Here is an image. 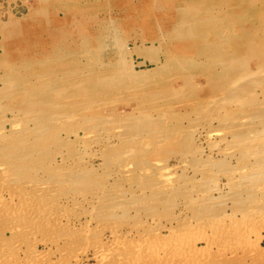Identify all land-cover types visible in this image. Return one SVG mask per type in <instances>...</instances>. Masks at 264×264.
Instances as JSON below:
<instances>
[{"label": "rangeland", "instance_id": "obj_1", "mask_svg": "<svg viewBox=\"0 0 264 264\" xmlns=\"http://www.w3.org/2000/svg\"><path fill=\"white\" fill-rule=\"evenodd\" d=\"M168 1L171 2V0H168ZM153 3H154L153 0H0V132L2 131L1 128L3 129V132H1L0 135H3V136L5 135L4 138H2L3 140L5 138L9 139V140L7 139V141L5 142L6 139L3 141L0 138L2 140V141H0V143L2 142V144H0L1 145L0 148L5 147V149L8 150V148H9V150H11L8 152L5 149H1L2 151L0 150L1 151V154H0V157H1L0 158V165H1L0 166L1 167L0 168V180H1L0 181V189L6 190V188H8L10 185L13 188V186L15 184H18V185H15L13 188V191L15 193H17V195H19V194L21 195V193L23 194L24 191H25V193H28L26 190L29 189L28 191H30V193H29L30 196L28 194L25 195V196H27V198L25 200L26 201L28 200L27 203H29L31 201V203H33V204H36L37 202L39 204V203L43 202V197H41V195L45 194L47 192L48 193H57V194L62 192L65 195H71V194L73 195L72 191L78 192V190L82 191V189H85V190L89 189L86 186H89L90 188L92 187L91 188L92 190H94V189H97V190L105 189L104 191H109V192L111 190H113L112 193L114 192L116 194H119V191H121L122 193L127 192L126 194H123L122 196L126 195L125 197L129 198L128 202H131L132 201L131 199H133V201H134V199H136V198H134L135 197L134 193H138L139 190H140L139 192H141V189H139V188L146 186L147 183L148 184L152 183V180H154V182L151 185H153V184L159 185L161 182V184L169 186V188L170 187L173 188V189L172 188L168 189V191H167L168 187L166 189H162V194L159 193L160 192L159 191L158 195L160 197L157 194H156V196H155V194H153V195L151 194V197L153 196L151 198L152 200H156V198H158V197H159L158 200H160V201L156 200L157 203L153 201V203H156V205H157V206L156 205L154 206L155 208H152L153 204L150 206V204L152 203V200L147 199V197L149 198L150 194H149V196L144 195L145 196L144 199L148 200L149 208L142 206L143 204L145 205L144 201H147V200L140 199L141 203H138V202H140V200H139V198H137L138 202H137V200H135V202H136L135 205L138 203L137 204L138 208L132 209L133 211L132 210L129 211L128 214L122 212L126 216H124L123 214H122L123 216L120 215V212H119L120 217H118L119 215L116 217L114 216L115 218L118 217L119 219L118 218L114 219V217H111L112 220H111V218L108 219L110 221L106 220V223H108V224L113 223L112 225H114L116 223L115 225H119V228H116V230H115L116 233L114 232L115 234H113L108 227L107 228L109 229V231L111 233L108 231L107 228L102 227V223L100 222L99 219L97 221V219H95L94 217L90 218V215L86 214L87 213L86 210L87 211L89 209L91 210L92 209L91 207H93L89 203H88V206H86L87 202L86 203L83 202L82 205H79V206L75 205V206H77L75 208L74 206L70 207V205L68 203L66 204L65 201H61L59 203V207H60V209H62V210H60L61 214H65V218H69L70 221L69 220L68 221L72 224L71 226L73 228L77 227V228L73 229L75 237L73 236L74 238L71 239L70 243L67 245H64V246L61 244V247L59 249V247L55 246L53 243H51V241H48V239L50 240L52 238V236H55L53 234V232H51V230H49V231H50V233H52V236L50 235V233L47 229L43 230L42 232L38 231V232L34 233L31 237H29L30 240H33L34 245L32 248H34L33 250H35V255L37 254L36 259H35V257L30 258L29 256H27L29 254H27L28 249L26 248L27 245L25 243L24 245H26V246L19 244L20 248H18V246L16 247L17 250H15L16 253L14 251V254H15L14 256L15 257L17 256V257H16V259H13L14 262H12L10 260L7 262V260H6V262L3 261L4 263L0 262V264H15L16 262H17L16 264H18V263L19 264H25V263L26 264L27 263L28 264H38V262H39V264H51V263L52 264H54V263L59 264L60 259H58V257H60V255H62L64 253H66L67 256L63 255L65 257H61L62 259H68L69 255H72V257H75V259H72V260H74V261H72V264H130V263L132 264L133 261L130 260V259H132L130 253L133 250L137 249L136 248L137 246H135L136 245L135 241H137V239H138L137 237H141L137 234H139V232H140V235H141V233H142V230L140 228H138L137 224L140 223V225H141V223H143V224L148 225V224H151L153 221H155V222L157 221V222L161 223L160 225H162L159 235L158 236H151L150 234H148L150 236L142 235V239H144L147 242L151 241L150 243H152V241H153V243H155V242L160 243L159 245H161L162 247H167L169 245L167 248H171V247L174 248L176 246L175 243H177V244L179 243L178 244L179 246H176L177 250L180 247L179 252L176 250V253L174 254L176 258L173 256V260H172V261H174V264L175 263L176 264H182V263L183 264H264V195H263L264 194V187H263L264 182L259 185L262 187H258L259 183L258 184L256 183L257 187L255 188L254 187L255 182L252 181V183L254 185L251 184V186L249 188V189H251V188L256 189L257 191L256 190L255 191L258 194H259L258 189L263 188V191L262 190L260 191V193L262 192L261 193L262 195L260 194L261 196L259 197V199H258V194L255 191H254L255 192L254 195H257V196H254V195L252 196V194L254 193L253 189H251V191L249 189H247V190H245V188L243 189V187H245V186H242L240 183L237 182V180H236V183L232 184V185H235L238 187L231 189V187H234V186H231V185L228 186L227 185V178L229 176H233L235 174L234 177H236L235 179H237V177L240 175V172L243 171L242 168H245V166H247L244 164L245 163L249 164L248 160L244 156L251 154V152L260 148V143L258 142V140H255L254 137H251L252 139L250 138L249 139L250 141L241 143L240 146H238L239 149L236 147H233V148H231V150H229L228 147L230 145V141L232 142L233 140L230 136L231 131L229 130L230 131L229 132L227 129L221 128V127H223V125L218 121V117H219L221 111H219V113H218V111H215L216 115H213V118H212V114H215L214 110L213 111L211 110L213 113L211 112V114H210L209 113L210 110H208V109H212L213 106H211V105L209 106V104L208 105H206V104L201 105L200 104L203 102L201 100H208L209 101V99H211L212 96H216L218 98L221 95V93H216L215 95L211 94V92H213V91L211 90L210 87H209V89L206 88L208 85L206 83H204L205 80H204L203 74L201 72H195V71L191 72V73L195 72V74H196V76L194 75L195 77L192 79L193 83H195V84H193V86L197 84V86L201 87V88L195 87L197 90L194 89L195 90L194 91L192 89L194 87L188 85L187 80H186L187 76H185V75H187L188 72L176 70L174 64L169 65L167 71H157V70L155 71V69H156L155 65H153L154 63L151 62L149 59H152V60L163 59V61H164V58H168L174 54L176 55V53L179 55V54L188 53V52L192 51L194 44L192 42H189L188 40H185V39H173V40H168V41L163 40L160 50L153 53L152 55L147 56V54L144 52V48L150 46V44H149L150 40H153L154 38H156V37L158 38L160 36V31H163L166 28L165 25L168 24L171 20V13L170 12H168L166 10H157V9L155 10ZM152 14L154 15V17ZM109 17L114 18L115 21L118 23L120 30H121L120 31V37H121V39H123L124 41H126L128 43L130 52L125 55L126 59L130 62V64L132 65V67L136 71L140 72L141 70H145V71L149 70L151 72L149 80L146 82V84L141 89L139 88V89L134 90V91H123V90L121 91L120 90V91H118V93L117 92L116 93L105 92L103 94H101V93L95 94L93 89H89V91L87 93L81 92L82 95L84 94L82 96L80 94V91H79L80 82H78V81H80L82 79L81 77L93 78V77L98 76V75L102 76L109 69V67H107L105 65L102 67V65H100V63L101 62L107 63L109 61L111 63H113L114 60H116L119 56L117 53V49L114 48V49L110 50L107 47L102 52H96V48L93 45H90L86 49L88 51V53L90 54V57H88L87 59H85L84 57H82L80 55L82 50L79 49V54L74 55V57H73V55H71V53H67L65 55V57L60 61L59 60L58 61L50 60L48 58L47 54L53 48L52 47L53 45L54 46L56 45V47H58L61 50L63 48L64 49L66 48L65 47L66 44L71 45L70 47H72V48L78 47V46H75L73 43L75 41H76L75 43H80L81 39L84 35H86V34L90 35L92 33V30L96 29V24L94 22L95 20L103 19V18H109ZM155 17H157V18H155ZM11 21H12V23H11ZM66 34H68L70 37L68 38L67 41H63L62 37ZM134 41H136L137 46H134V43H133ZM140 41L145 42V44H146L145 47L144 46L140 47V44H139ZM188 48H189V50H188ZM134 50H136V51H134ZM38 60H41V61L39 63H37ZM95 70H97V71H95ZM81 72H83V73L81 74ZM37 73L38 74L40 73L42 78H38L36 76ZM72 74H74V76ZM96 74H98V75H96ZM7 75L11 76V80L14 84L11 81H10V83L8 81L9 84L7 83V80H6ZM47 75H49V77ZM197 75H199V76H197ZM8 76H7V79L9 78ZM70 76H72V77H70ZM183 79H185V80H183ZM54 80H56L57 82L51 83ZM39 81H40V83H38ZM27 82H28V84H27ZM185 82L187 85H185ZM6 84L8 86V89L6 88L7 90L4 92V88L7 87ZM15 85H17V86L15 87ZM38 85L40 86V88H39L40 92L35 91V87H37ZM67 85L69 86V88ZM203 85H205L206 87ZM64 86H66L67 89ZM178 87L179 88L182 87V89L180 90ZM176 88L178 89V91L180 90L179 94L176 96L170 95V93L168 91H170L172 89H176ZM14 89H15V91H14ZM55 89L56 90L59 89V90L57 92H55L54 91ZM2 90H3V92H1ZM62 90H64V91H62ZM27 91L29 93L28 94L29 96L35 95V97L33 98V96H32L30 98L29 96L27 97V95L23 96V93H27ZM143 91H145L144 93L146 95L144 93L142 94ZM131 92L132 93L135 92V93L132 94ZM148 92H150L151 96L154 95L155 97L152 96V98H151V96H148L149 95V94H147ZM154 92H156V93H154ZM259 92H260V90H258V93ZM42 95H43V98H45V99L42 98ZM3 96H4V98H3ZM79 96H80V98H79ZM259 96H260V93H259ZM99 97L100 98L103 97V98L100 99ZM19 98H21V100ZM24 98H26L25 99L26 101L24 100ZM50 99L55 101V102L57 101L56 105L53 106V104H55V102H51ZM35 100L37 101V103H35L36 102ZM29 101H31V102H29ZM102 101H105V102H102ZM197 101H198V103H197ZM39 102H42L41 106H39L40 105ZM47 102H50L49 104H52V107L54 108V110H52L53 108H51L49 106V104H47ZM93 102H94V104H93ZM38 103H39V105H37ZM59 103H60V105H57ZM64 103H65V105H64ZM68 103H69V105H71L70 107L68 106L69 109L66 106ZM25 104L26 105L30 104L29 105L30 108H28L29 106L26 107ZM61 104L63 106H61ZM95 104H97V105H95ZM99 105H100V107H98ZM55 106L58 109L60 108L59 111H61V112L63 111L62 112L63 114H65V112H66L65 115H68V116L66 117L65 115H62V113H60V115L57 116L59 111ZM199 106L202 108L200 109ZM203 106H205V107H203ZM207 106H208V108H207ZM18 107L20 109H18ZM25 107H26V109H24ZM76 107H77V110H76ZM142 107H144V108H142ZM150 107H157V108L159 107L160 108V109H157L158 111L152 113V116H153L152 122L154 124L156 122V125H154L151 122V123H149V125L148 124L144 125L145 127L143 126V128H141L142 129L141 131L138 130L137 132H139V133H137L136 134L137 136H135V137H137L138 141L136 140V141L132 142L133 144L136 142V144H134L135 146H133V144L130 145V143H129L130 141L129 142L124 141V142H126V144L123 142L125 145H123L121 143L122 141L119 143L120 140H118V139L121 138V136H123L125 134L127 129H129L128 126H129V120L130 119L127 117V115L129 116V114H132V113L136 114L138 110L150 109ZM27 108H28V110H27ZM15 110H17V111H15ZM20 110L23 111V112L21 111L22 113H24V112L30 113V111H31L30 114L33 117H31V115L29 113L27 114V115H29L28 116L29 118L27 117V115H25V113L22 115L20 113ZM54 112L57 113L56 116H54L55 115ZM71 112L72 113L77 112L76 113L77 115L74 113L70 114ZM34 113H35V115H37V117L34 116ZM51 113L52 114L54 113V114L52 115ZM217 113H218V115H217ZM14 114H16L17 116L15 115L16 117H14L13 116ZM19 114H21L24 118H28V119L24 120V118ZM48 114H51V115L46 116ZM69 114L72 117L74 116L73 118H75V119H73ZM11 115L15 118V119L13 118V120L16 121L15 127L13 125L16 133H18V134L15 133L16 135L14 133H13L14 135L10 134V133H12L11 128H10L12 126L11 124L14 123V121L11 118L12 117ZM40 115H45V116L39 117ZM170 115H172V116H170ZM20 116L23 118L21 121L24 123L26 122L25 124H21L22 122L20 121V119H21ZM63 116H65L68 120ZM207 116H208V119H207ZM215 116H217V117H215ZM17 117L18 118L20 117L19 120L17 119ZM44 117H47V119L50 120V122H51L50 125L46 124L48 121ZM59 117L65 118V119L61 120V118H59ZM86 117L91 118V120L90 119L88 120L89 122L93 121L94 125L96 124L95 128L98 127L97 126L98 123H99L98 125H100V124L102 125L103 122L102 123L99 122L102 120L108 124V125H103L104 127L106 126L105 128L103 126L102 127L99 126V128H97V130L99 129L101 131L100 132L101 135L99 134V130L97 131L96 129H94L95 130L94 133L96 131L97 132L95 134H92L93 128H94V126L92 128L93 123L90 122V124H92V125H90L89 122L85 119ZM36 118H39L38 121H36ZM82 118H84V120ZM126 118H127L128 122L126 121ZM214 118H216V121ZM54 119H57V120L55 122H53ZM94 119L97 121V123H95L96 121ZM106 119L108 120L109 123L106 121ZM114 119L117 121V123L119 122V124H117ZM34 120H35V123H34ZM45 120L47 121L46 123H45ZM85 120L87 121V124H86ZM120 120H122V121H120ZM209 120H211V121H209ZM8 121H11L12 123L8 122ZM27 121H29V122H27ZM40 121H42V124ZM43 121L45 123L44 125H43ZM110 121L112 123L113 122H115V123L112 124ZM206 121L212 122V123H210L211 125L207 124L208 122H206ZM18 122H20V123H18ZM218 122H219V124H218ZM37 123H38V125H39V123L41 124V126L43 125L44 129H45L43 131H46V132H41L42 136L38 135L35 132L34 129H36V127H34V129H33L34 130L33 133H30V132H32V131H30L32 129H30V128H29L30 130L28 129V127L33 128V126H35V124H37ZM55 124H57V126H55ZM85 124H86V126H85ZM103 124H105V123H103ZM109 124L111 125V127ZM121 124H122L123 128L121 127ZM220 124L222 126H219ZM45 125H48V126L45 127ZM87 125H89V126H87ZM22 126H24V127H22ZM26 126H28V127H26ZM53 126L55 128H53ZM21 127L22 128L26 127V128L22 129ZM49 127H52L53 129L49 128ZM89 127H91V129ZM108 127H110V129L112 130L111 131L112 133L109 132L110 130L108 129ZM113 127H114V129L115 128L116 129L114 130ZM147 127L149 129V130L148 129L147 130L150 131L148 133L152 134V139H154V141L151 140V138H150L151 136H148V135H150L148 133H147L148 135H145V137L143 136L144 135L143 132H146ZM153 127H155V128H153ZM215 127H219L218 130H217V128L215 130ZM20 128H21V130H19ZM46 128H47V130H46ZM84 128H86V129H84ZM118 128L121 130H119ZM125 128H127V129H125ZM151 128H152V130H150ZM224 128H226V127H224ZM49 129H50V132L55 130L54 132L51 133L52 135L49 133V131H48ZM103 129H106V130L108 129V132H106V130H103ZM124 129H125V131H124ZM206 129H208V130H206ZM223 130L226 131L227 134ZM8 131H9V134H8ZM20 131H21V133L19 134ZM23 131H24V133H23ZM27 131H29V132H28V135L26 136ZM116 131H119V132L116 133ZM216 131H218V132H216ZM221 131H223V133H225V134L223 135V133ZM55 133H57V134H55ZM215 133H217V134H215ZM75 134H77V135H75ZM96 134H98V135H96ZM220 134H221V138H220ZM33 135L34 136L36 135L37 137L34 138ZM43 135L45 138L43 137ZM45 135H47L51 141L49 139H48V142L45 141V140H47V136H45ZM49 135H51V136H49ZM12 136H13V138H12ZM38 136L39 137L41 136L42 138L40 137L41 139H39ZM52 136H53V140H52ZM54 136H57V138H55ZM74 136L78 139H75ZM83 136H85L84 138H86V140L83 138ZM113 136H115V137H113ZM139 136L140 137L143 136V137L140 139ZM146 136H148L149 138ZM17 138L18 139L22 138L23 141L25 140L26 143H24L23 146L21 144L18 145L17 143L19 142V140ZM27 138H28V140H27ZM33 138H34V140H33ZM147 138L149 140H147ZM14 139H17V140H14ZM42 139L45 142H43ZM77 140H79L80 142ZM221 140L223 142L226 141V142H224L226 144H224ZM9 141H11V142H9ZM82 141L84 142V144ZM111 141H112V143H111ZM147 141H148V144H152V145L148 146ZM253 141H254V143H253L254 145L251 143ZM3 142H5V144ZM35 142H36V144H35ZM38 142H39V144H38ZM85 142H88V143L85 144ZM140 142H141V144H140ZM150 142H153V143H150ZM8 143H13V145L8 146L9 145ZM31 143H32V145L35 144L36 146L34 147V145H33L31 147L30 146ZM117 143L121 144L122 146H116V145H119ZM127 143H129V145L131 147H127V146H129ZM220 143H221V145H220ZM14 144H16V145H14ZM40 144L42 145L43 149L41 148ZM137 144L139 146H137ZM144 144H145V146H144ZM218 144H219V146H218ZM17 145L20 146L23 151L19 147L20 148V150H19L20 152H19L17 150V149H19ZM112 145H114L113 146L114 149L116 148L115 151L113 148L110 147ZM249 145H250V147H249ZM6 146H7V148H6ZM11 146L12 147L14 146L15 148H12ZM16 146H17V148H16ZM24 146H25V148L26 147L28 148L27 150H25L26 152L24 151ZM39 146H40V148H38ZM136 146L139 148L137 149ZM118 147H120L119 149H121V148H123V149L126 148V149H124V150L121 149L122 151H124L121 153L120 150L118 151ZM133 147L137 151H135L133 149ZM180 147H182V148H180ZM222 147H224L227 150L223 149ZM129 148L131 151H133L132 154H131V151L128 150ZM240 148H243V150H242L243 152L240 151L241 150ZM12 149H13L14 153H12L13 152ZM150 149H151V151H150ZM244 149H246V151ZM36 151H38V152L36 153ZM222 151H225V152L222 153ZM112 152H114V156L111 157ZM216 152H217V154H216ZM7 153H9V155L12 153V155L7 156ZM27 153L29 155H31V153H32V157H34V153H36L35 154L36 158L35 157L32 158L31 156L29 158V155ZM59 153L61 154V156H59L60 155ZM62 153L65 154L66 160H68L67 162L63 161V164L61 161V160H63L62 157H64ZM115 153H116V155H115ZM118 153H119V155H117ZM138 153H140V155ZM142 153H143V155H142ZM193 153H194V156H196V157L193 156ZM218 154L219 155L221 154V155L219 156ZM26 155H28V156H26ZM66 155H68V156H66ZM130 155H132V156L137 155V156H134V158H133ZM184 155L187 159L188 158L189 159L187 160L184 157ZM198 155L201 156V161H200V158H198L199 157ZM240 155H241V157H244V158L240 159V157H239ZM181 156L184 157V162H183V160H181L182 159ZM190 156H191V158L194 157V158H197L199 160L197 161V159L196 160L194 159V163H193V159L190 161V159H191ZM230 156H231V158H229ZM2 157H4V159ZM7 157H10L11 159L7 158ZM22 157H24V158L26 157L25 158V159H27L26 163H25V159L23 160ZM65 157H64V159H65ZM67 157H68V159H67ZM135 157H136V159H135ZM28 158L30 159L29 161H28ZM70 158L72 160H69ZM113 158L115 160H113ZM131 158H133L134 161ZM138 158L140 160L139 162L137 161ZM141 158H143V159H141ZM228 158L230 161L228 160ZM18 159L20 160V162H23V164L25 163V165H22V163H20L18 161ZM143 160H144V162H143ZM162 160H163V163H162L163 165L161 164ZM202 160H205L204 163L206 162V160L208 162L205 163V165H204L202 163L203 162ZM217 160L219 161V163H221V162H224V163H221L220 166L218 167L219 163ZM12 161H14V162H12ZM17 161L19 164L22 165L21 167L18 165ZM72 161H73V163H72ZM136 161L138 162L137 164H136ZM154 161H156V162L154 163ZM177 161H180V162H177ZM195 161H197L198 163ZM32 162H33V164L35 162V165L36 164L38 165L40 162L41 165H38V166L36 165L38 167L37 168L36 166L34 167ZM77 162L79 165L77 164ZM190 162L193 163L194 167H196V166L197 167L194 168ZM226 162L229 163V165L225 164ZM66 163L68 165L73 164V166H75V167L78 166L77 170H79L80 173H81V171L83 172V170H85L84 173L86 174V176H84V178H83V181L85 182V184H84V182H82V179L77 180L78 181V183H77L76 180H74V179L71 180L70 178H67V177H62V179L60 177V180L61 181L64 180V183L66 181L67 184L63 183V184L58 185L59 181L58 182H55V181L52 182L53 180H56V179H53L50 177V176H52L51 172L53 173L52 169L54 167L57 168V165H59L60 167H63V166H65L64 164H66ZM74 163H76V164H74ZM140 163H142V164L140 165ZM156 163L160 164V165H157ZM179 163L181 164V166L184 167V170L180 166ZM186 163L187 164L190 163L189 165H191V166H189V165L186 166L185 165ZM195 163H197L198 165L200 164L199 167ZM2 164H4L3 169H2V167H3ZM11 164H13V165H11ZM16 164H17V166H16ZM202 164L204 165V168L206 170L202 167ZM235 164H237L238 166ZM30 165H32V166H30ZM45 165H48V167H50V166L51 167L54 166V167H52V169L50 170L48 167L44 168ZM124 165H127V167ZM166 165H167V167H166ZM224 165H225L226 170L222 169L223 167L221 168V166H224ZM242 165L244 167H242ZM24 166H27V167H24ZM160 166H162L163 168L161 167V169H159ZM164 166H165V169H164ZM235 166H237V167H235ZM239 166H241L242 168ZM16 167H18L17 170L13 169ZM22 167H24V168L22 169ZM28 167H30L31 169ZM142 167H145V168L142 169ZM148 167H150V168H148ZM153 167H155V168H153ZM229 167H232V168L230 169ZM10 168H11V171L16 170V172L12 171V173H10ZM190 168L192 171L194 169L195 170L198 169V172H197V170L195 172H192V171H190ZM239 168L241 170H239ZM44 169H46L45 170L46 172H42ZM144 169L145 170L147 169V171L146 172L143 171ZM158 169L162 170V172H158L159 171ZM232 169H233V171H234V169L236 171H238V170L239 171L237 173H234V172H236V171H234L233 172L234 174H233L231 171ZM18 170H21V171L19 172ZM23 170L29 171L30 175L27 171L25 172ZM35 170H37V174L35 173L36 176L33 174L35 172ZM47 170L50 173L47 172ZM118 170L119 171L123 170L125 174L123 173L121 176L117 175ZM138 170L143 171L147 174H145V173L143 174V172H140L138 174V172H139ZM199 170L204 172V176H202L203 173H201ZM6 171H8V173H6ZM32 171H33V173H32ZM107 171H108V173L111 172L114 174L116 172L117 174L115 173L114 175H112V177L108 176L109 178H107V176H106ZM149 171L151 174L148 173ZM226 171H227V173H225ZM87 172L90 176H87ZM199 172L201 173V175L199 174ZM230 172H231V175H229ZM23 173H28V175H29L28 179L29 180L27 179L28 175L26 176V174H24L22 176ZM84 173L80 174V175L83 176ZM206 173H208V174H206ZM10 174H12V175H10ZM14 174H17L16 176L18 177V179H16V176L14 178V176H13ZM20 174H21V176L19 178ZM161 174H163V175H161ZM224 174H226L228 176H226ZM191 175H192V178H191ZM206 175H208V176L206 177ZM11 176H13V178ZM38 176H42V178L41 177L37 178ZM82 176H81V178H82ZM140 176H141V178L144 177L143 179L144 180L146 179L145 181H147V183L146 182L143 183L142 182L143 179H141ZM147 176H149L148 178H149V180L151 179V182L148 181ZM200 176H202L203 179ZM24 177L27 179L26 181H25ZM48 177H50L52 179V181L50 178H49L50 179L49 180ZM89 177H91L93 180L90 179ZM115 177H117V178L115 179ZM150 177H152V178H150ZM187 177H188V179H187ZM34 178L36 180H38V181H36L37 184L34 183L35 182ZM157 178H158V180H157ZM21 179H23V180H21ZM58 180H59V178H58ZM181 180H183L182 183H184V184L180 183ZM190 180H192V182ZM211 180H214L213 182H215L217 180L215 183L218 182L217 187L222 190L221 191L222 194L220 195V197L217 196L216 192L214 193L213 191H210V188H212V187H210V185H212ZM69 181L70 182L72 181L73 184L70 183ZM6 182L8 185L10 183V185L7 187H5V185H7ZM51 182L55 183V184L52 185ZM75 182H76V184H75ZM256 182H258V181H256ZM3 183H5L4 186L1 185ZM11 183L14 185H12ZM39 183H41V184H39ZM45 183H47L48 185ZM56 183L58 186L56 185ZM171 183L175 187L172 186ZM215 183H213V185ZM82 184H84V186H82ZM177 184H181L179 186H182V187H184L183 185L186 184V186L184 188L180 187V190L179 189L175 190L174 188H176ZM205 184H207V185H205ZM37 185L38 186L40 185L39 187H41V185H42V187L45 188L44 190H46L47 192L42 193V190L37 189V188H39V187H37ZM45 185H47V186H45ZM94 185H97L98 187H95ZM204 185L206 187L208 186L207 190H206V187ZM108 186L110 188H108ZM179 186L177 185V188H179ZM1 187H3V188H1ZM20 187H22V188H20ZM113 188H115V189H113ZM181 188L185 192V194H184V192L182 191L183 195L181 193H178V190H179V192H181ZM203 188L205 190H203V192H201V189H203ZM20 189L22 190V192L20 191ZM23 189H25V190H23ZM91 189H89V190H91ZM241 189H242V191H241ZM85 190H83V191H85ZM236 190L238 191L237 194H235ZM248 190L252 193L251 195L248 192ZM33 191H35L37 195L35 194V196H33L35 193ZM37 191H39V192L41 191L42 194L40 193V195H39V192L37 193ZM67 191H68V193H66ZM165 191H166V193L164 194ZM170 191L171 192L176 191L175 194H177V195H174V192L168 194ZM209 191H210V193H209ZM7 192L3 191L2 195H0L1 199H3L2 202H4L5 200L8 202L7 199H9L8 203H10V204L5 202L6 205L10 206L9 208H12V206L16 207L17 203L18 202L20 203V201L17 200L18 197L13 196V198H12ZM121 192H120V194H122ZM128 192L129 193L131 192V193L129 194ZM198 192L199 193H206L207 192L206 194H211V196L213 195V198H216V196H217L218 200L217 199L212 200V205H214V206H211V205L206 206L204 208L205 211H202L204 209L200 210L201 213L198 209L194 210V208H192L189 210V206H188V209H186V208L184 209V207H186V205H187V204L185 205V203L187 201L190 202V199L191 200L197 199L196 195L199 197H200V195H202V194H199ZM246 193L247 194L249 193V194L247 195ZM131 194H132L133 198H131V196L130 197L128 196ZM133 194H134V196H133ZM167 194L170 195V198L173 197V200L169 201L170 198L169 199L167 198L168 201L167 202L165 201V202H163L164 204H162L161 200L164 201V200H166L165 199L166 197H169ZM172 194L175 197L177 196L175 198V200H174V196H171ZM180 194H181V196H180ZM74 195H75V193H74ZM161 195H162V197H161ZM235 195H236V198H235ZM237 195L239 198H240V196H242L243 198L241 197L239 200ZM38 196L41 198L39 199ZM163 196H165V198ZM183 196H185V197H183ZM244 196H245V198H244ZM14 197H16V198H14ZM154 197H156V198H154ZM10 199H11V201H10ZM36 199L40 200L41 202L37 201ZM125 199H123V200L126 202L127 199L126 200ZM12 201H13V203H11ZM213 201H215V202H213ZM158 202H160V204H158ZM216 203H218V204H216ZM38 204H36V205H38ZM41 204H43V203H41ZM41 204H39V205H41ZM92 204H94V203H92ZM139 204H142L141 206H142L143 210H142V208L141 209L139 208V207H141V206H139ZM165 204L168 208L165 207ZM169 204H171L173 208L172 207L169 208L171 206ZM174 204H175V206H173ZM210 206H211V208H210ZM81 208L83 210H81ZM93 208L97 209L96 204H94ZM206 208L207 209L210 208V210L206 211ZM212 208L214 209V211ZM84 209H85V211H84ZM137 209H140V210H137ZM144 209H146L147 211ZM151 209L153 211H151ZM63 211H64V213H63ZM80 213H81V215H80ZM88 213H89V211H88ZM169 213H171V215L173 214L171 217L174 219V221L173 220L170 222L167 221L169 224L164 223L165 219L167 217V215H165V214H169ZM76 215H78V217ZM168 216H170V214ZM62 219L65 220L64 218H61V220ZM135 219H137V220H135ZM139 219L141 221H139ZM190 219H192V220H190ZM201 219H203V220H201ZM215 219H216V221L219 220L217 229H215V227H213V226L203 225V222L205 220L206 221L207 220H213L214 221ZM116 220H118V221H116ZM234 220H236V221H234ZM101 221L105 222V219H101ZM9 222H11V223H9ZM12 222H13L12 217L2 216L0 214V239L1 238L7 239V242H8L7 244H9L12 241L9 239L10 237H12V234H11L12 230L11 229H12V226L16 225L15 223L12 224ZM199 222H200V224H199ZM134 223L136 224L137 228L139 229V232L136 231V233H135L134 232L135 230L133 231V228L132 229L130 228L129 225L134 224ZM201 223H202V226H201ZM185 225L186 226L190 225L189 227L192 226L194 229L191 227L192 229L190 231L185 230L186 232L184 233V231H183L184 228H182V227L183 226L186 227ZM219 225H221V226H219ZM9 226H10V228H9ZM8 229H10V230H8ZM76 232H78V233H76ZM169 232L170 233L171 232H177L179 234L182 232L181 235H183V236L181 237V239L180 238L177 239L178 240V242H177L176 239H174V240L171 239L172 237L170 236ZM97 234L98 235L100 234L99 239L101 241L97 239L98 240L97 245L100 244V246L96 245L97 246L96 247V246L90 245V247L89 246L85 247L84 246L85 241L89 240L92 236H93V238H95V235H97ZM110 234H113V236ZM48 235H50L49 237H51V238H48ZM114 236H116V237H114ZM112 237H113V239H112ZM153 237H157V238L154 239ZM158 237L160 240L158 239ZM167 237L168 238L170 237L169 239H171V240L169 241ZM58 239H63V237L58 238ZM92 239H90V240H92ZM157 240H158V242H157ZM82 242H84V243H82ZM109 243H110V245H109ZM111 243L114 244L113 247H112ZM1 247L2 246L0 244V248ZM103 247H104V249H103ZM61 248H63V250ZM60 250H61V252H60ZM105 250H106V252H105ZM182 252H184V253H182ZM143 253H144L143 255H142V253L139 254V255H141L140 257H138L139 259L138 258L134 259L136 264L137 263L138 264H153V263L155 264L156 261L155 260L153 261V259L151 257L152 254L149 253V251L143 250ZM73 254H74V256H73ZM148 254H149V256H148ZM38 255H39V258H37ZM177 255H179V256H177ZM44 256H45V258H44ZM103 256H104V261H103ZM124 256H127L126 259H124L125 258ZM48 259H49V261H47ZM171 259H172V257H171ZM171 259H169V261L167 260V262H166V259L160 258L156 264H166V263L170 264ZM33 260H35V261L33 262ZM37 260H39V261L37 262ZM100 260H102V261L100 262ZM122 260H123V262H122ZM29 262H31V263H29ZM102 262H104V263H102ZM151 262H153V263H151Z\"/></svg>", "mask_w": 264, "mask_h": 264}, {"label": "bare ground", "instance_id": "obj_2", "mask_svg": "<svg viewBox=\"0 0 264 264\" xmlns=\"http://www.w3.org/2000/svg\"><path fill=\"white\" fill-rule=\"evenodd\" d=\"M154 1V9L156 10H166V11H168V12H170L171 13V20H170V22L168 23V24H166L165 25V29L163 30V31H160V36L157 38H154L153 40H150L149 41V44H150V46L149 47H145V42L144 41H140L139 42V44H140V47H142V46H144L145 48H144V52L147 54V56H149V55H152L153 53H155V52H157V51H159L160 50V48H161V44H162V42H163V40L164 41H168V40H173V39H185V40H188L189 42H192L193 44H194V46H193V48H192V51H190V52H188V53H183V54H177L176 53V55L174 54V55H171L170 57H168V58H164V61H163V59H159V60H157V59H155V60H152V59H149L151 62H153L154 64L153 65H155V71L157 70V71H167V69H168V67H169V65H171V64H174V66H175V69L176 70H179V71H185V72H188V74L187 75H185V76H187L186 77V80H187V83H188V85H190V86H193V84H195V83H193V81H192V79L196 76V74H195V72H201L202 74H203V78H204V80H205V82L204 83H206L208 86L206 87L205 85H203V86H205L206 88H208L209 89V87L211 88V90L213 91V92H211V94H216V93H221V95L217 98L216 96H212V98L211 99H209V101L208 100H201V101H203L202 103H200L201 105L202 104H206V105H208L209 104V106L211 105V106H213L212 107V109H208V110H210V114H211V112L214 110V113L215 114H212V118H213V115H216V112L215 111H218V113H219V111H221V113H220V115H219V117H218V121L223 125V127H221V128H223V129H227L228 131L230 130L231 131V138H232V142L230 141V145H229V150H231V148H233V147H236V148H238L239 149V147L238 146H240V144L241 143H243V142H247V141H250L249 139L251 138V137H254L255 138V140H258V142L260 143V148H258L257 150H255V151H253V152H251V154H248V155H246V156H244L247 160H248V162H249V164H247V163H245L244 165H247V166H245V168H242V167H244L243 165H242V167L241 166H239V167H241L242 169H243V171H241L240 172V175L237 177V179H235L236 177H234V173H237L239 170H241L240 168H239V170L238 171H236L235 169H234V171H236V172H234L233 171V169L231 170L232 171V173L234 174L233 176H229L228 178H227V185L228 186H234V187H231V189L232 188H236V187H238V186H235V185H232V184H235L236 183V180H237V182L238 183H240L242 186H245V187H243V189L245 188V190H247V189H249L250 188V186H251V184H253L252 183V181L253 182H255V188L257 187L256 185L258 184V187H262V186H259L261 183H263L264 182V0H171V2L170 1H168V0H153ZM113 14V13H112ZM153 15V14H152ZM153 17H154V15H153ZM152 17V18H153ZM159 17V16H158ZM155 18H157V17H155ZM155 20V19H154ZM95 22V24H96V29L95 30H92V33L90 34V35H84L83 37H82V39H81V42L80 43H73L75 46H78V47H75V48H72V47H70L71 45H65V49L63 48L62 50L61 49H59L58 47H56V45L54 46H52L53 48L50 50V52L47 54L48 55V58L50 59V60H56V61H60V60H62L64 57H65V55L67 54V53H71V55H73V57H74V55H77V54H79V49H81L82 50V52L80 53V55L82 56V57H84L85 59H87L88 57H90V54L88 53V51L86 50L87 49V47L88 46H90V45H93L95 48H96V52H102L103 50H105L107 47L110 49V50H112V49H114V48H116L117 49V53H118V58L116 59V60H114V62L113 63H111L110 61V63L109 62H107V63H100V65H102V67L105 65V66H107V67H109V69L102 75V76H99L98 74H96V75H98V76H95V77H93V78H87V77H81L82 79L80 80V81H78V82H80V88H79V91H80V94H81V92H83V93H87L88 91H89V89H93V91H94V93L95 94H103V93H105V92H107V93H118V91H134V90H137V89H141L145 84H146V82L149 80V77H150V74H151V72L149 71V70H147V71H145V70H141L140 72L139 71H136L133 67H132V65L130 64V62L126 59V57H125V55L126 54H128L129 52H130V49H129V46H128V43L126 42V41H124L123 39H121V37H120V27H119V25H118V23L115 21V19L114 18H112V17H109V18H103V19H98V20H95L94 21ZM11 23H12V21H11ZM94 27V26H93ZM92 29V28H91ZM70 36L68 35V34H66V35H64L62 38V40L63 41H67L68 40V38H69ZM62 41V42H63ZM183 41V40H182ZM188 42V43H189ZM134 43V46H137L136 45V41H134L133 42ZM138 48V47H137ZM190 48V47H189ZM189 48H188V50H189ZM64 51V52H63ZM134 51H136V50H134ZM134 53V52H133ZM132 54V53H131ZM117 55V54H116ZM82 59V58H81ZM130 59V58H129ZM41 60H38L37 61V63H39ZM82 61V60H81ZM131 61V60H130ZM87 67V66H86ZM100 67V66H99ZM92 69V68H91ZM68 70V69H67ZM98 70V69H97ZM97 70H95V71H97ZM100 70V69H99ZM63 71V70H62ZM193 71H195L194 73H191V72H193ZM9 72V71H8ZM57 73V72H56ZM69 73V72H68ZM73 73V72H72ZM83 72H81V74H82ZM200 73V74H201ZM55 74V73H54ZM64 74V73H63ZM85 74V73H84ZM83 74V75H84ZM199 74V75H200ZM44 75V74H43ZM51 75V74H50ZM57 75V74H56ZM71 75V74H70ZM73 76H74V74H72ZM195 75V76H194ZM199 75H197V76H199ZM8 76V75H7ZM7 76H6V80H7V83H8V81H9V83H10V81L12 82V80H11V76H8L9 78L7 79ZM36 76L38 77V78H42L41 77V75H40V73L38 74H36ZM48 77H49V75H47ZM46 76V77H47ZM67 76V75H66ZM78 76V75H77ZM82 76V75H81ZM70 77H72V76H70ZM69 77V78H70ZM175 77V76H174ZM201 77V76H200ZM37 78V79H38ZM185 78V77H184ZM183 80H185V79H183ZM55 82H57L56 80H54L53 82H51V83H55ZM8 83V84H9ZM13 83V82H12ZM11 83V84H12ZM38 83H40V81L38 82ZM14 84V83H13ZM27 84H28V82H27ZM47 85V84H46ZM45 85V86H46ZM69 85V84H68ZM67 85V86H68ZM185 85H187L186 84V82H185ZM6 86H7V84H6ZM13 86V85H12ZM17 85H15V87H16ZM21 86V85H20ZM44 86V87H45ZM72 86V85H71ZM22 87V86H21ZM24 87V86H23ZM47 87V86H46ZM50 87V86H49ZM65 88H66V86H64ZM186 87V86H185ZM189 87V86H188ZM194 88H192L193 90L195 89V90H197L195 87H200V86H197V84L196 85H194L193 86ZM8 89V86L7 87H5L4 88V92ZM27 88V87H26ZM40 86L38 85L37 87H35V91L36 92H38L40 89ZM68 88H69V86H68ZM179 88V87H178ZM201 88V87H200ZM67 89V88H66ZM171 89V88H170ZM180 90L182 89V87L181 88H179ZM190 89V88H189ZM31 90V89H30ZM59 90V89H58ZM58 90H54L55 92H57ZM76 90V89H75ZM179 90V91H180ZM191 90V89H190ZM189 90V91H190ZM194 90V91H195ZM258 90H260V96H259V93H258ZM10 91V90H9ZM13 91V90H12ZM11 91V92H12ZM14 91H15V89H14ZM18 91V90H17ZM20 91V90H19ZM62 91H64V90H62ZM179 91H178V89L176 88V89H172V90H170V91H168L169 93H170V95H178L179 94ZM1 92H3V90L1 91ZM24 92V91H23ZM22 92V93H23ZM26 92V91H25ZM40 92V91H39ZM77 92V91H76ZM145 91H143L142 92V94L144 93ZM191 92V91H190ZM10 93V92H9ZM15 93V92H14ZM129 93V92H128ZM132 93V92H131ZM133 93H135V92H133ZM132 93V94H133ZM154 93H156V92H154ZM258 93V94H257ZM29 93H28V91H27V93H23V96L25 95H27V97L29 96L28 95ZM94 94V95H95ZM145 94V93H144ZM147 94H149L148 96H151V94H150V92H148ZM6 95V94H5ZM4 95V96H5ZM82 95V94H81ZM84 95V94H83ZM82 95V96H83ZM146 95V94H145ZM4 96H3V98H4ZM33 96V95H32ZM32 96H29L30 98L32 97ZM152 96H154V95H152ZM152 96H151V98H152ZM35 97V95L33 96V98ZM155 97V96H154ZM153 97V98H154ZM172 97V96H171ZM2 98V99H3ZM42 98H43V95H42ZM78 98V97H77ZM79 98H80V96H79ZM100 98V97H99ZM103 98V97H102ZM102 98H100V99H102ZM138 98V97H137ZM20 100H21V98H19ZM26 98H24V100H25ZM43 99H45V98H43ZM61 99V98H60ZM64 99V98H63ZM69 99V98H68ZM67 99V100H68ZM139 99V98H138ZM150 99V98H149ZM34 100V99H33ZM51 100V99H50ZM59 100V99H58ZM65 100V99H64ZM104 100V99H103ZM161 100V99H160ZM26 101V100H25ZM36 101V100H35ZM43 101V100H42ZM94 101V100H93ZM106 101V100H105ZM105 101H102V102H105ZM150 101V100H149ZM155 101V100H154ZM22 102V101H21ZM29 102H31V101H29ZM51 102H55V101H53V100H51ZM57 102V101H56ZM56 102H55V104H53V106L54 105H56ZM59 102V101H58ZM35 103H37V101L35 102ZM39 103H40V105H39ZM37 105H39V106H41V103L42 102H39ZM50 102H47V104H49ZM99 103V102H98ZM197 103H198V101H197ZM23 104V103H22ZM93 104H94V102H93ZM195 104V103H194ZM26 105V104H25ZM30 104H28V105H26V107L27 106H29ZM57 105H60V103L59 104H57ZM64 105H65V103H64ZM95 105H97V104H95ZM234 105V106H233ZM49 106L51 107V108H53L52 107V104H49ZM61 106H63L62 104H61ZM67 107L69 106H71V105H69V103L66 105ZM88 106V105H87ZM26 107L24 108V109H26ZM56 107V106H55ZM69 107H68V109H69ZM86 107V106H85ZM98 107H100V105L98 106ZM203 107H205V106H203ZM28 108H30V106L28 107ZM28 108H27V110H28ZM49 108V107H48ZM57 108V107H56ZM116 108V107H115ZM142 108H144V107H142ZM199 108L201 109L202 107H200L199 106ZM207 108H208V106H207ZM18 109H20L19 107H18ZM23 109V110H24ZM58 109V108H57ZM64 109V108H63ZM133 109V108H132ZM157 109H160L159 107L157 108V107H150V109H142V110H138L137 111V113L136 114H129V116L127 115V117L130 119L129 120V126H128V128L129 129H127V128H125V129H127L126 130V132H125V134L123 135V136H121V138H119L118 140H120L119 141V143L121 142L123 145H125L126 144V142H124V141H127V142H129L130 143V145L131 144H133L132 142L133 141H136L137 140V137H135V136H137L136 134L137 133H139V132H137L138 130H142L141 128H143V126L144 125H149V123H151L152 121H153V116H152V113H154V112H156V111H158ZM171 109V108H170ZM195 109V108H194ZM199 109V110H200ZM52 110H54V108L52 109ZM60 110V108L58 109V111ZM76 110H77V107H76ZM137 110V109H136ZM172 110V109H171ZM212 110V111H211ZM15 111H17V110H15ZM22 110H20V113L23 115L24 113H22L21 112ZM26 111V110H25ZM30 111V110H29ZM57 111V112H58ZM84 111V110H83ZM135 111V110H134ZM201 111V110H200ZM27 112V111H26ZM63 112V111H62ZM61 111H59V113L57 114V113H55V115L54 116H56V114H57V116H59L60 115V113H62ZM132 112V111H131ZM136 112V111H135ZM12 113V112H11ZM29 112H27V113H25V115H27ZM30 113H31V111H30ZM29 113V114H30ZM53 113V114H54ZM74 114H76L75 112H73ZM72 112L70 113V114H73ZM79 113V112H78ZM213 113V112H212ZM218 113H217V115H218ZM13 114V113H12ZM18 114V113H17ZM21 114H19V115H21ZM52 114V113H51ZM51 114H48V115H46V116H49V115H51ZM52 114V115H53ZM65 114H66V112H65ZM65 114H63L62 113V115H65ZM69 114V115H70ZM81 114V113H80ZM79 114V115H80ZM158 114V113H157ZM170 114V113H169ZM16 114H14L13 116L14 117H16L15 116ZM18 115V116H19ZM21 115V116H22ZM24 115V116H25ZM31 115V114H30ZM61 115V116H62ZM77 115V114H76ZM75 115V116H76ZM195 115V114H194ZM12 116V115H11ZM11 117L12 118V120H13V118L14 117ZM20 116V117H21ZM29 115H27V117H28ZM34 116L35 117H37V115H35V113H34ZM43 116H45V115H40L39 117H43ZM53 116V117H54ZM66 117L68 116V115H65ZM65 116H63V117H65ZM71 116V115H70ZM81 116V115H80ZM79 116V117H80ZM99 116V115H98ZM126 116V115H125ZM168 116V115H167ZM170 116H172V115H170ZM198 116V115H197ZM19 117V118H20ZM23 117V116H22ZM21 117V119H20V121L24 118H22ZM31 117H33L32 115H31ZM52 117V116H51ZM65 117V118H66ZM72 117V116H71ZM74 117V116H73ZM72 117V118H73ZM77 117V116H76ZM84 117V116H83ZM102 117V116H101ZM215 117H217V116H215ZM10 118V119H11ZM19 118L17 117V119L19 120ZM29 118V117H28ZM28 118H24V120L26 119H28ZM44 118H46V120L49 122H47L46 120H45V123L46 124H48V125H50V120H48L47 119V117H44ZM50 118V117H49ZM59 118H61V117H59ZM65 118H61V120L63 119H65ZM70 118V117H69ZM88 117H86L85 119L88 121L89 119L91 120V118H88ZM103 118V117H102ZM105 118V117H104ZM119 118V117H118ZM156 118V117H155ZM6 119V118H5ZM15 119V118H14ZM32 119V118H31ZM30 119V120H31ZM38 119L39 118H36V121H38ZM53 119V118H52ZM67 119V118H66ZM73 119H75V118H73ZM72 119V120H73ZM83 120H84V118H82ZM170 119V118H169ZM207 119H208V116H207ZM206 119V120H207ZM210 119V118H209ZM215 119V121H216V118H214ZM2 120V119H1ZM44 120V119H43ZM57 119H54V121L53 122H55ZM60 120V119H59ZM68 120V119H67ZM71 120V119H70ZM79 120V119H78ZM85 120V121H86ZM95 120V119H94ZM102 120V119H101ZM105 120V119H104ZM115 120V119H114ZM212 120V119H211ZM211 120H209V121H211ZM5 121V120H4ZM14 121V120H13ZM33 121V120H32ZM66 121V120H65ZM87 121H86V124H87ZM96 121V120H95ZM106 121L108 122V120L106 119ZM120 121H122V120H120ZM126 121H127V118H126ZM8 122H11V121H8ZM22 122V121H21ZM27 122H29V121H27ZM41 122V124H42V121H40ZM63 122V121H62ZM89 122V121H88ZM91 122V121H90ZM90 122H89V124H90ZM99 122H103V123H105V124H103L102 123V125L100 124V125H98L97 124V128H99V126H103V125H108L106 122H104L103 120L102 121H99ZM111 122V121H110ZM115 122L117 123V121L115 120ZM115 122H113V123H115ZM125 122V121H124ZM128 122V121H127ZM206 122H208V121H206ZM205 122V123H206ZM219 122H218V124H219ZM12 123V122H11ZM18 123H20V122H18ZM26 123V122H25ZM24 122H22L21 124H25ZM34 123H35V120H34ZM44 123V121H43V125L45 124ZM91 123H93V125L92 124H90V125H92V128H93V126H94V128H93V133L92 134H95L98 130H97V128H95V126H96V124L94 125V122L92 121ZM95 123H97V121L95 122ZM109 123V122H108ZM112 123V122H111ZM110 123V124H111ZM112 123V124H113ZM153 123V122H152ZM171 123V122H170ZM210 123H212V122H208L207 124H210ZM9 124V123H8ZM15 124H16V121H14V123L13 124H11L12 126L10 127L11 128V132L12 133H10L11 135L14 133H16V131H15V129H14V127H15ZM41 124L39 123V125H38V123L37 124H35V126H33V128L32 127H28V126H26V127H28V129L30 128V129H32V130H30V131H32V132H30V133H33L34 132V130H35V132L38 134V135H41V132H46V131H43V130H45L44 129V126L42 127L41 126ZM59 124V123H58ZM86 124H85V126H86ZM109 124V125H110ZM117 124H119V122L117 123ZM154 124V123H153ZM219 125V126H222V125ZM13 125H14V127H13ZM37 125V126H36ZM48 125H45V127L46 126H48ZM154 125H156V122H155V124ZM153 125V126H154ZM211 125V124H210ZM17 126V125H16ZM55 126H57V124H55ZM87 126H89V125H87ZM116 126V125H115ZM151 126V125H150ZM207 126V125H206ZM22 127H24V126H22ZM21 127V128H22ZM25 127V128H26ZM34 127H36V129H34ZM100 127V128H101ZM104 127V126H103ZM106 127V126H105ZM104 127V128H105ZM110 127H111V125H110ZM110 127H108V129L110 130L109 132H111L112 130L110 129ZM121 127H122V124H121ZM120 127V128H121ZM125 127V126H124ZM145 127V126H144ZM149 127V126H148ZM148 127L146 128V132H143V136L145 137V135H148V134H150V133H148V132H150V131H148L149 129H148ZM214 127V126H213ZM224 127H226V128H224ZM9 128V129H10ZM18 128V127H17ZM21 128L19 129V130H21ZM25 128H22V129H25ZM48 128V127H47ZM47 128H46V130H47ZM49 128H52V127H49ZM53 128H55L54 126H53ZM52 128V129H53ZM90 129H91V127H89ZM123 128V127H122ZM121 128V129H122ZM153 128H155V127H153ZM164 128V127H163ZM201 128V127H200ZM216 128H217V130H218V128L219 127H215V130H216ZM34 129V130H33ZM79 129V128H78ZM84 129H86V128H84ZM94 129H96L97 131L94 133ZM102 129V128H101ZM108 129L106 130V129H103V130H106V132H108ZM113 129H114V127H113ZM116 129V128H115ZM114 129V130H115ZM119 129V128H118ZM117 129V130H118ZM121 129H119V130H121ZM125 129H124V131H125ZM148 129V130H147ZM210 129V128H209ZM1 132H3V129L1 128ZM57 130V129H56ZM150 130H152V128L150 129ZM206 130H208V129H206ZM212 130V129H211ZM221 130V129H220ZM49 131V133L51 134L52 132H54V131H51L50 132V129L48 130ZM157 131V130H156ZM159 131V130H158ZM195 131V130H194ZM224 131V130H223ZM223 131H221L222 133H223ZM229 131V132H230ZM1 132H0V134H1ZM28 132L29 131H27V134H26V136L28 135ZM100 130H99V134H100ZM119 131H116V133H118ZM122 132V131H121ZM152 132V131H151ZM188 132V131H187ZM214 132V131H213ZM216 132H218V131H216ZM220 132V131H219ZM224 132H226V131H224ZM21 133V131L19 132V134ZM23 133H24V131H23ZM26 133V132H25ZM48 133V132H47ZM48 133V134H49ZM112 133V132H111ZM148 133V134H147ZM157 133V132H156ZM196 133V132H195ZM221 133V134H222ZM8 134H9V131H8ZM13 134V135H14ZM16 134H18V133H16ZM15 134V135H16ZM55 134H57V133H55ZM166 134V133H165ZM215 134H217V133H215ZM221 134H220V138H221ZM225 133H223V135H224ZM226 134H227V132H226ZM25 135V134H24ZM30 135V134H29ZM52 135V134H51ZM51 135H49V136H51ZM75 135H77V134H75ZM86 135V134H85ZM96 135H98V134H96ZM95 135V136H96ZM101 135V134H100ZM103 135V134H102ZM116 135V134H115ZM118 135V134H117ZM169 135V134H168ZM193 135V134H192ZM201 135V134H200ZM5 136V135H4ZM4 136L3 135H0V138L2 139V138H4ZM10 136V135H9ZM25 136V137H26ZM34 136V135H33ZM42 136V135H41ZM40 136V137H41ZM45 136H47V135H45ZM73 136V135H72ZM108 136V135H107ZM142 136V137H143ZM148 136H151L150 138H151V140H153L154 141V139H152V134H150V135H148ZM148 136H146V137H148ZM229 136V135H228ZM16 137V136H15ZM35 137H37L36 135L34 136V138ZM39 137V136H38ZM39 137V139H41ZM43 137H44V135H43ZM55 138H57V136H54ZM75 137V136H74ZM80 137V136H79ZM85 136H83V138H84ZM98 137V136H97ZM113 137H115V136H113ZM120 137V136H119ZM142 137H140L139 136V138L141 139ZM164 137V136H163ZM162 137V138H163ZM226 137V136H225ZM12 138H13V136H12ZM11 138V139H12ZM34 138H33V140H34ZM45 138V137H44ZM82 138V139H83ZM96 138V137H95ZM149 138V137H148ZM147 138V140H149ZM218 138V137H217ZM228 138V137H227ZM226 138V139H227ZM0 139V141H2ZM6 139V138H5ZM4 139V140H5ZM8 139V138H7ZM7 139L5 140V142L7 141ZM10 139V140H11ZM18 139V138H17ZM17 139H14V140H17ZM48 136H47V140H45V141H47L48 142ZM59 139V138H58ZM75 139H78V138H76L75 137ZM85 140H86V138H84ZM83 139V140H84ZM90 139V138H89ZM101 139V138H100ZM111 139V138H110ZM157 139V138H156ZM224 139V138H223ZM225 139V140H226ZM252 139V138H251ZM3 140V141H4ZM9 140V139H8ZM13 140V141H14ZM19 140V142L17 143L18 145L19 144H21L22 146L24 145V143H26L25 142V140L23 141V139L22 138H20V139H18ZM27 140H28V138H27ZM43 140V139H42ZM41 140V141H42ZM50 140V139H49ZM52 140H53V136H52ZM80 140V139H79ZM79 140H77V141H79ZM91 140V139H90ZM144 140V139H143ZM159 140V139H158ZM230 140V139H229ZM254 140V141H255ZM30 141V140H29ZM44 140H43V142H45ZM51 141V140H50ZM81 141V140H80ZM79 141V142H80ZM92 141V140H91ZM107 141V140H106ZM138 141V140H137ZM218 141V140H217ZM222 141V140H221ZM254 141L253 142H251L252 144L254 143ZM5 142H3L4 144H5ZM9 142H11V141H9ZM15 142V141H14ZM13 142V143H14ZM55 142V141H54ZM83 142V141H82ZM89 142V141H88ZM88 142H85V144L86 143H88ZM118 142V141H117ZM125 144H124V143ZM142 142V141H141ZM141 142H140V144H141ZM223 142V141H222ZM221 142V143H222ZM224 142H226V141H224ZM223 142V143H224ZM228 142V141H227ZM13 143H8L9 145L8 146H10V145H13ZM16 143V142H15ZM107 143V142H106ZM111 143H112V141H111ZM119 143H117V144H119ZM129 143H127L128 145H129ZM139 143V142H138ZM150 143H153V142H150ZM221 143H220V145H221ZM0 144H2V142L0 143ZM35 144H36V142H35ZM35 144H33L34 145V147L36 146ZM38 144H39V142H38ZM46 144V143H45ZM83 144H84V142H83ZM134 144H136V142L134 143ZM133 144V146H135ZM146 144V143H145ZM145 144H144V146H145ZM191 144V143H190ZM224 144H226V143H224ZM229 144V143H228ZM250 144V143H249ZM251 144V145H252ZM258 144V143H257ZM14 145H16V144H14ZM17 145V146H18ZM32 145V143L30 144V146L32 147L33 146ZM109 145V144H108ZM127 146V147H131V146ZM147 145L148 146H150V145H152V144H148V141H147ZM193 145V144H192ZM245 145V144H244ZM247 145V144H246ZM254 145V144H253ZM1 146V145H0ZM17 146H16V148H17ZM27 146V145H26ZM40 146H41V148H42V145L40 144ZM40 146L38 147V148H40ZM114 145H112V146H110L111 148H113L114 149V147H113ZM116 146H122L121 144H119V145H116ZM115 146V147H116ZM137 146H139L138 144H137ZM136 146V148L138 149L139 147H137ZM191 146V145H190ZM218 146H219V144H218ZM256 146V145H255ZM4 147V146H3ZM12 147V146H11ZM20 146H18V148H19ZM30 147V148H31ZM143 147V146H142ZM152 147V146H151ZM249 147H250V145H249ZM258 147V146H257ZM256 147V148H257ZM6 148H7V146H6ZM12 148H15L14 146L12 147ZM21 148V147H20ZM20 148L19 149H17L18 151L20 150ZM120 147H118V151L120 150L121 151V153L122 152H124V151H122L121 149H123V148H121V149H119ZM180 148H182V147H180ZM188 148V147H187ZM198 148V147H197ZM211 148V147H210ZM223 149H225L224 147H222ZM221 148V149H222ZM244 148V147H243ZM243 148H240L241 150L240 151H242L243 150ZM1 149H5V147L4 148H0V150ZM28 148L26 147L25 148V146H24V151L25 150H27ZM43 149V148H42ZM116 149V148H115ZM115 149H114V151H115ZM124 149H126V148H124ZM123 149V150H124ZM132 149V148H131ZM133 149H134V147H133ZM152 149V148H151ZM151 149H150V151H151ZM186 149V148H185ZM212 149V148H211ZM222 149V150H223ZM250 149V148H249ZM7 152L8 151H11V150H9V148H8V150L7 149H5ZM15 150V149H14ZM21 150H22V148H21ZM30 150V149H29ZM36 150V149H35ZM40 150V149H39ZM38 150V151H39ZM129 151H131L130 150V148L128 149ZM135 150V149H134ZM220 150V149H219ZM225 150H227V149H225ZM233 150V149H232ZM237 150V149H236ZM245 151H246V149H244ZM2 151V150H1ZM1 151H0V154H1ZM12 151H13V149H12ZM16 151V150H15ZM23 151V150H22ZM33 151V150H32ZM38 151H36V153L38 152ZM128 151V152H129ZM135 151H137V150H135ZM134 151V152H135ZM139 151V150H138ZM238 151V150H237ZM239 151V152H240ZM20 152V151H19ZM26 152V151H25ZM132 152L133 151H131V154H132ZM149 152V151H148ZM223 152H225V151H222V153ZM236 152V151H235ZM243 152V151H242ZM12 153H14V151L12 152ZM12 153L10 154V155H12ZM17 153V152H16ZM24 153V152H23ZM36 153H34V157H35V154ZM64 153V152H63ZM62 153V154H63ZM117 153V152H116ZM116 153H115V155H116ZM136 153V152H135ZM134 153V154H135ZM187 153V152H186ZM234 153V152H233ZM26 154V153H25ZM28 154V153H27ZM60 154V153H59ZM112 154V155H111ZM110 155H111V157L112 156H114V152H112ZM130 154V153H129ZM128 154V155H129ZM139 155H140V153H138ZM137 154V155H138ZM189 154V153H188ZM198 154V153H197ZM201 154V153H200ZM216 154H217V152H216ZM237 154V153H236ZM9 155V153H7V156H10ZM29 155V154H28ZM28 155H26V156H28ZM117 155H119V153L117 154ZM137 155H134V156H137ZM142 155H143V153H142ZM183 155V154H182ZM190 155V154H189ZM188 155V156H189ZM219 155V154H218ZM221 155V154H220ZM219 155V156H220ZM223 155V154H222ZM226 155V154H225ZM224 155V156H225ZM231 155V154H230ZM244 155V154H243ZM5 156V155H4ZM20 156V155H19ZM23 156V155H22ZM30 156L32 157V153H31V155H29V158H30ZM59 156H61V154L59 155ZM63 156L65 157V154H63ZM66 156H68V155H66ZM131 157H133L134 158V156H132V155H130ZM129 156V157H130ZM187 156V157H188ZM193 156H194V153H193ZM192 156V157H193ZM199 157L198 158H200V161H201V156L200 155H198ZM227 156V155H226ZM225 156V157H226ZM34 157H32V158H34ZM64 157H62V159L63 160H61L62 161V164H63V161L64 162H67L68 160H66V157H65V159H64ZM139 157V156H138ZM182 157V156H181ZM184 157H185V155H184ZM184 157H182V159L181 160H183V162H184ZM194 157H196V156H194ZM191 158V156H190V161L193 159V163H194V159L196 160L197 158ZM240 157V159L241 158H244V157H241V155L239 156ZM1 158V157H0ZM3 159H4V157H2ZM7 158H10V157H7ZM21 158V157H20ZM23 158V160L26 158H24V157H22ZM28 158V161L30 160ZM36 158V157H35ZM116 158V157H115ZM133 158H131L132 160H133ZM186 158V157H185ZM229 158H231V156L229 157ZM229 158H228V160H229ZM235 158V157H234ZM11 159V158H10ZM61 159V158H60ZM67 159H68V157H67ZM135 159H136V157H135ZM141 159H143V158H141ZM187 159V158H186ZM185 159V160H186ZM189 159V158H188ZM187 159V160H188ZM233 159V158H232ZM238 159V158H237ZM245 159V160H246ZM7 160V159H6ZM22 160V161H23ZM27 159H25V163L27 162L26 161ZM52 160V159H51ZM69 160H72L71 158L69 159ZM113 160H115L114 158H113ZM180 160V159H179ZM199 159H197V161H198ZM226 160V159H225ZM236 160V159H235ZM239 160V159H238ZM246 160V161H247ZM2 161V160H1ZM15 161V160H14ZM14 161H12V162H14ZM18 161L20 162V160L18 159ZM18 161H17V163H18ZM74 161V160H73ZM73 161H72V163H73ZM79 161V160H78ZM117 161V160H116ZM134 161V160H133ZM137 161L139 162L140 160H139V158L137 159ZM136 161V164L138 163ZM146 161V160H145ZM161 161V160H160ZM159 161V162H160ZM197 161H195V162H197ZM203 162V164L205 165V163H207L208 161L206 160V162L204 163V161L205 160H202ZM218 161V160H217ZM230 161V160H229ZM234 161V160H233ZM75 162V161H74ZM142 162V161H141ZM143 162H144V160H143ZM156 161H154V163H155ZM158 162V163H159ZM177 162H180V161H177ZM182 162V163H183ZM238 162V161H237ZM236 162V163H237ZM245 162V161H244ZM20 163H22V165H25V163L23 164V162H20ZM44 163V162H43ZM46 163V162H45ZM69 163V162H68ZM135 163V162H134ZM149 163V162H148ZM163 163V160H162V162H161V164ZM191 163V162H190ZM189 163V164H190ZM193 163H191V165L193 166ZM198 163V162H197ZM197 163H195V164H197ZM216 163V162H215ZM218 163H219V161H218ZM221 163H224V162H221ZM221 163H219V165H218V167L220 166V164ZM32 164H33V162H32ZM52 164V163H51ZM61 164V163H60ZM71 164V163H70ZM74 164H76V163H74ZM77 164H78V162H77ZM142 163H140V165H141ZM153 164V163H152ZM157 164V163H156ZM180 164V163H179ZM189 164H185L186 166L187 165H189ZM202 164V167L204 168V165ZM225 164H228L229 165V163H225ZM3 165V167H2V169L4 168V164H2ZM7 165V164H6ZM5 165V166H6ZM11 165H13V164H11ZM18 165L21 167L22 165L21 164H19L18 163ZM34 167L37 165H35V162H34ZM38 165H41V163L39 162V164ZM37 165V166H38ZM50 165V164H49ZM57 165V164H56ZM65 166H63V167H60L59 165H57V168H55L54 166H52V167H54L53 169H52V167L50 168V167H48V165H45L44 166V168H46V167H48L50 170L52 169V171H53V173L51 172V174H52V176H50L51 178H53V179H56V180H53L52 181V179L50 178V177H48V179L50 178L51 179V181L52 182H58L59 181V184L58 185H60V184H63L64 183V180H60V177H61V179H62V177H67V178H70L71 180L72 179H74V180H80V179H82V182H84L83 181V178H84V176H86V174L84 173L85 172V170H83V172L81 171V173H80V171L79 170H77V167H75V166H73V164H71V165H68L67 163L66 164H64ZM79 165V164H78ZM157 165H160V164H157ZM163 165V164H162ZM191 165H189V166H191ZM198 165V164H197ZM200 165V164H199ZM199 165H198V167H199ZM208 165V164H207ZM235 165H237V164H235ZM1 166V165H0ZM8 166V165H7ZM16 166H17V164H16ZM18 166V167H19ZM29 166V165H28ZM30 166H32V165H30ZM36 166V167H37ZM60 168H59V167ZM62 166V165H61ZM122 166V165H121ZM124 166H126L127 167V165H124ZM180 166H181V164H180ZM210 166V165H209ZM212 166V165H211ZM238 166V165H237ZM237 166H235V167H237ZM10 167V166H9ZM18 167H16V168H13V169H16L17 170V168ZM19 167V168H20ZM24 167H27V166H24ZM24 167H22V169L24 168ZM43 167V166H42ZM140 167V166H139ZM161 167L162 166H160V168L159 169H161ZM166 167H167V165H166ZM178 167V166H177ZM182 168H183V170H184V167L183 166H181ZM194 167V166H193ZM197 167V166H196ZM196 167H194V168H196ZM201 167V166H200ZM201 167V168H202ZM206 167V166H205ZM223 167V168H222ZM1 168V167H0ZM28 168H30V167H28ZM38 168V167H37ZM47 168V169H48ZM125 168V167H124ZM141 168V167H140ZM143 168H145V167H142V169ZM148 168H150V167H148ZM153 168H155V167H153ZM163 168V167H162ZM207 168V167H206ZM221 168L222 169H224V170H226L225 169V165L224 166H221ZM228 168V167H227ZM230 169L232 168V167H229ZM6 169V168H5ZM31 169V168H30ZM29 169V170H30ZM34 169V168H33ZM57 169V170H56ZM59 169V170H58ZM122 169V168H121ZM158 169V170H159ZM164 169H165V166H164ZM163 169V170H164ZM200 169V168H199ZM205 169V168H204ZM7 170V169H6ZM16 170L15 171H13V172H16ZM46 169H44L42 172H46L45 171ZM186 170V169H185ZM197 170V172H198V169H196ZM195 169L192 171L191 170V168H190V171H192V172H195L196 171ZM201 170V169H200ZM199 170V171H200ZM206 170V169H205ZM9 171V170H8ZM8 171H6V173H8ZM12 171H11V168H10V173H12ZM19 172L21 171V170H18ZM17 171V172H18ZM23 171H25V170H23ZM22 171V172H23ZM27 171V170H26ZM25 171V172H26ZM39 171V170H38ZM79 171V172H78ZM113 171V170H112ZM116 171V170H115ZM139 171V170H138ZM143 171H147V169L145 170H143ZM143 171H139L138 172V174L140 173V172H143ZM221 171V170H220ZM230 171V170H229ZM28 173H29V175H30V172L29 171H27ZM47 172H49L48 170H47ZM114 172V171H113ZM145 172H143V174L145 173ZM158 172H162V170H159ZM186 172V171H185ZM201 173H203V175L202 176H204V172H202V171H200ZM199 172V174L201 175V173ZM206 172V171H205ZM28 173H23L22 174V176L24 175V174H26V176L28 175ZM32 173H33V171H32ZM37 174V170H35V172L33 173L35 176H36V174ZM50 173V172H49ZM84 173V175L82 176V175H80V174H83ZM90 173V172H89ZM116 173V172H115ZM114 173V174H115ZM118 173V174H117ZM117 175H119V176H121L123 173H124V171L123 170H118L117 171ZM148 173H150V171L148 172ZM187 173V172H186ZM225 173H227V171L225 172ZM3 174V173H2ZM32 174V175H33ZM43 174V173H42ZM46 174V173H45ZM113 173H111V172H109L108 173V171H107V178H109L108 176H111L112 177V175H114ZM125 174V173H124ZM145 174H147V173H145ZM151 174V173H150ZM154 174V173H153ZM152 174V175H153ZM158 174V173H157ZM197 174V173H196ZM206 174H208V173H206ZM6 175V174H5ZM9 175V174H8ZM7 175V176H8ZM10 175H12V174H10ZM17 174H14L13 176H14V178H15V176H16ZM29 175L27 176V179H28V177H29ZM149 175V174H148ZM161 175H163V174H161ZM195 175V174H194ZM224 175H226V174H224ZM229 175H231V172H230V174ZM13 176H11L12 178H13ZM20 176H21V174L19 175V178H20ZM34 176V177H35ZM81 176H82V178H81ZM87 176H90L89 174H88V172H87ZM144 176V175H143ZM151 176V175H150ZM174 176V175H173ZM202 176H200L201 178H202ZM208 175H206V177H207ZM226 176H228V175H226ZM39 177H41L42 178V176H38L37 178H39ZM46 177V176H45ZM149 176H147V178H148ZM181 177V176H180ZM199 177V178H200ZM10 178V177H9ZM25 178V177H24ZM23 178V179H24ZM36 178V177H35ZM34 178V179H35ZM58 178H59V180H58ZM90 179H92L91 177H89ZM117 177H115V179H116ZM138 178V177H137ZM140 178H141V176H140ZM144 178V177H143ZM143 178H141V179H143ZM150 178H152V177H150ZM163 178V177H162ZM166 178V177H165ZM182 178V177H181ZM191 178H192V175H191ZM205 178V177H204ZM226 178V177H225ZM16 179H18V177L16 176ZM23 179H21V180H23ZM26 178H25V181L27 180ZM49 179V180H50ZM64 179V178H63ZM66 179V178H65ZM87 179V178H86ZM114 179V180H115ZM171 179V178H170ZM187 179H188V177H187ZM186 179V180H187ZM198 179V178H197ZM203 179V178H202ZM20 180V179H19ZM29 180V179H28ZM31 180V179H30ZM93 180V179H92ZM144 180V179H143ZM142 180V182L144 183V182H146L147 183V181H143ZM157 180H158V178H157ZM156 180V181H157ZM163 180V179H162ZM201 180V179H200ZM1 181V180H0ZM35 182V184H37L36 183V181H38V180H34ZM68 181V180H67ZM148 181L149 182H151V179L149 180V178H148ZM189 181V180H188ZM191 182H192V180H190ZM199 181V180H198ZM214 180H211V182H212V185H213V183H215V182H213ZM256 181H258V182H256ZM41 182V181H40ZM51 182V183H52ZM70 182V181H69ZM68 182V183H69ZM90 182V181H89ZM154 182V180H152V183ZM178 182V181H177ZM183 182V180H181L180 181V183H182ZM205 182V181H204ZM210 182V183H211ZM13 183V182H12ZM11 183V184H12ZM33 183V184H34ZM42 183V182H41ZM41 183H39V184H41ZM48 183V182H47ZM47 183H45V184H47ZM65 183L67 184V182L65 181ZM64 183V184H65ZM70 183H72V181L70 182ZM77 183H78V181H77ZM87 183V182H86ZM93 183V182H92ZM91 183V184H92ZM152 183H150V184H146V186H144V187H141V188H139V189H141V192H139L138 191V193H134L135 194V197L134 198H136V199H134V201H133V199H131L132 201V203L131 202H128V199L129 198H126L125 196L126 195H124V196H122L123 194H126V193H122L121 191H119V194H116V193H112V191L113 190H111L110 192L109 191H104L105 189H100V190H97V189H94V190H92L89 186H86V187H88L89 189H91V190H89V189H82V191L83 190H85V191H79L78 190V192L76 191V192H74V191H72L73 192V195L71 194V195H65V194H63L62 192H60V193H48L46 190H44L45 188H43L42 187V185H41V187H39L38 185H37V187H39V188H37V189H39V190H42V193L44 192H47V193H45V194H42L41 193V191L39 192V191H37V193L39 192V195H40V193L42 194L41 195V197H43V202H41L40 200H37V201H39V202H41V203H43V204H41V203H39V204H41V205H39L38 204V202L36 203V204H38V205H36V204H33V203H31V201L29 202V203H27V201L25 200L26 198H27V196H25V195H29V193H30V191H28L29 189H27L26 191L28 192V193H25V191H24V193L22 194L21 193V195L19 194V195H17V193H15L14 191H13V188H14V186L15 185H18V184H12V185H14L13 186V188L11 187V185H10V183H9V185L7 184V182H6V184L7 185H5V183H3V184H1L2 186H4L5 185V187H7V186H9L8 188H6V190H4V189H0V195H2V192L4 191H8L7 193L13 198V196H16V197H18L17 198V200L18 201H20V203L18 202L17 203V206L16 207H13L12 205V208H9L10 206H7L6 205V203L5 202H7L6 200L4 201V202H2L3 201V199H1V197H0V214L2 215V216H10V217H12L13 218V222H12V224L13 223H15L16 225L15 226H12V237H10L9 239L10 240H12L9 244H7L8 242H7V239H4V238H1L0 239V244H1V248H0V262H3V261H5L6 262V260H7V262L10 260V261H12V262H14L13 261V259H16V257L14 256L15 254H14V251L15 250H17V246H18V248H20V246H19V244L21 245H24L25 243H26V245H24V246H26V248L28 249V252H27V254H29V255H27V256H29L30 258L32 257V258H34L35 257V259H36V255H35V250H33L34 248H32L33 247V240H30L29 239V237H31L34 233H36V232H42L43 230H51V232H53V234L55 235V236H52V233H50V231H49V233H50V235L52 236V238L51 237H49L50 235H48V238H51L50 240L48 239V241H51V243H53L55 246H57V247H59V249H60V247H61V244L64 246V245H67V244H69L70 243V241H71V239H73L74 237H75V235H74V232H73V229H75V228H77V227H72L71 225V223L69 222L70 220H69V218H65V214H61V212H60V210H62V209H60V207H59V203L61 202V201H65V203L67 204H69L70 205V207L71 206H74L75 208L77 207V206H75V205H82V203L83 202H87V205L86 206H88V203L91 205V206H93L94 207V204H96V207H97V209H95V208H93V207H91L92 209L90 210H88L89 211V213H88V211L86 210V214L88 215H90V218L91 217H94L95 219H97V221H98V219L100 220V222L102 223V227H104V228H109L110 230H111V232L113 233V234H115L116 232H115V230H116V228H119V225H112V224H108V223H106V220H108V219H110L111 217H116V216H118L119 215V212H120V215H124V213H126V214H128V212L129 211H131L132 209H135V208H138V206H137V204L138 203H141V200L140 199H142V200H149V199H151L152 197H151V194L153 195V194H155V196H156V194L158 195V192L159 193H161L162 194V189H166L167 187V191H168V189H170V188H172V187H170L169 188V186H166V185H163V184H161V182H160V186L158 185H151ZM156 183V182H155ZM209 183V182H208ZM218 183V182H217ZM217 183H215L213 186L212 185H210V187H212V188H210V191H213L214 193L216 192V194H217V196L218 197H220V195L222 194V190L220 189V188H218L217 187ZM257 183V184H256ZM21 184V183H20ZM55 183H52V185H54ZM73 184V183H72ZM75 184H76V182H75ZM84 184H85V182H84ZM84 184H82V186H84ZM137 184V183H136ZM182 184H184V183H182ZM239 184V185H240ZM44 185V184H43ZM48 185V184H47ZM47 185H45V186H47ZM56 185H57V183H56ZM57 185V186H58ZM70 185V184H69ZM78 185V184H77ZM109 185V184H108ZM171 185L172 186H174L172 183H171ZM178 186L179 185H181V184H177ZM177 185H176V188H174L175 190L176 189H179L180 190V187H182V186H179V188H177ZM205 185H207V184H205ZM204 185V186H205ZM254 185V184H253ZM50 186V185H49ZM93 186V185H92ZM95 187H98L97 185H94ZM121 186V185H120ZM184 187L186 186V184L185 185H183ZM190 186V185H189ZM194 186V185H193ZM19 187V186H18ZM24 187V186H23ZM31 187V186H30ZM33 187V186H32ZM74 187V186H73ZM113 187V186H112ZM175 187V186H174ZM184 187H182V188H184ZM206 187V186H205ZM225 187V186H224ZM227 187V186H226ZM264 187V186H263ZM1 188H3V187H1ZM17 188V187H16ZM20 188H22V187H20ZM50 188V187H49ZM75 188V187H74ZM108 188H110L109 186H108ZM182 188H181V192H179V190H178V193H183L184 191L182 190ZM26 189V188H25ZM25 189H23V190H25ZM36 189V190H37ZM51 189V188H50ZM112 189V188H111ZM113 189H115V188H113ZM133 189V188H132ZM161 189V190H160ZM173 189V188H172ZM208 189V186L206 187V190ZM227 189V188H226ZM251 189H253V188H251ZM251 189H249L250 191H251ZM18 190V189H17ZM16 190V191H17ZM33 190V189H32ZM35 190V191H36ZM55 190V189H54ZM109 190V189H108ZM185 190V189H184ZM203 190H205L204 188L203 189H201V192H203ZM248 190V192L250 193V195L252 194L250 191ZM256 189H253V192L255 191ZM259 190V194H258V199H259V197L262 195L261 193H260V191L262 190L263 191V188L262 189H258ZM20 191L22 192V190L20 189ZM35 191H33V192H35ZM116 191V190H115ZM172 191V190H171ZM169 192L168 194H170V193H173V192ZM183 191V192H182ZM210 191H209V193H210ZM241 191H242V189H241ZM244 191V190H243ZM18 192V191H17ZM54 192V191H53ZM117 192V191H116ZM120 192L122 193V194H120ZM205 192V191H204ZM228 192V191H227ZM237 190H236V193L235 194H237ZM255 192L252 194V196L255 194ZM66 193H68V191L66 192ZM74 193H75V195H74ZM118 193V192H117ZM129 193V192H128ZM131 193V192H130ZM129 193V194H130ZM166 193V191L164 192V194ZM176 193V191L174 192V195H177V194H175ZM199 193V192H198ZM197 193V194H198ZM207 193V192H206ZM206 193H199V194H202V195H200V197L199 196H197L196 195V197H197V199H190V202H186L185 203V205H186V207H184V209L186 208V209H188V206H189V210L190 209H192V208H194V210H196V209H198L199 211L200 210H202V209H204L206 206H209V205H211V206H214V205H212V200H215V199H217L218 197L216 196V198H213V195L211 196V194H206ZM240 193V192H239ZM248 193V194H249ZM35 194H36V192L34 193V195L33 196H35ZM134 194H133V196H134ZM149 194H150V196H149ZM167 194V195H168ZM181 194H180V196H181ZM184 194H185V192H184ZM224 194V193H223ZM229 194V193H228ZM247 194V193H246ZM247 194V195H248ZM261 194V195H260ZM37 195V194H36ZM144 195H148L149 196V198L147 197V199H144ZM173 194L171 195V196H174ZM183 195V194H182ZM230 195V194H229ZM239 195V194H238ZM238 195H237V197H238ZM264 195V194H263ZM30 196V195H29ZM129 197L131 196V198H133L132 197V194L131 195H128ZM138 196V197H137ZM159 196V195H158ZM169 197H166L165 198V196H163L166 200H161V203L162 204H164L163 202H167L168 201V199L170 198V195H168ZM191 196V195H190ZM251 196V197H252ZM254 196H257V195H254ZM16 197H14V198H16ZM37 197V196H36ZM35 197V198H36ZM39 197V196H38ZM41 197H39V199L41 198ZM127 199H125V198ZM160 197V196H159ZM158 197V198H159ZM161 197H162V195H161ZM177 197V196H176ZM175 196H174V200H175V198H176ZM183 197H185V196H183ZM222 197V196H221ZM242 196H240V198H241ZM250 197V196H249ZM125 199L126 200V202L123 200V199ZM137 198H139V200H140V202H138V199ZM154 198H156V197H154ZM153 198V199H154ZM158 198H156V200L157 201H160V200H158ZM163 198V199H164ZM168 198V199H167ZM235 198H236V195H235ZM240 198L238 197V199L240 200ZM243 198V197H242ZM244 198H245V196H244ZM262 198V197H261ZM260 198V199H261ZM29 199V198H28ZM31 199V198H30ZM122 199V200H121ZM237 199V200H238ZM257 199V200H258ZM8 200V202H9V199H7ZM34 200V199H33ZM135 200H137V204L135 205ZM148 200L147 201H144L145 202V205L143 204H139V206H145V207H148L149 208V203H148ZM152 200V199H151ZM156 200H152V203L150 204V206L153 204V207L152 208H155L154 206L156 205ZM172 201L173 200V197H171L170 199H169V201ZM218 200V199H217ZM256 200V201H257ZM10 201H11V199H10ZM124 201V202H123ZM130 201V200H129ZM153 201L154 202H156V203H153ZM233 201V200H232ZM242 201V200H241ZM7 202V203H8ZM213 202H215V201H213ZM11 203H13V201L11 202ZM35 203V202H34ZM92 203H94V204H92ZM171 203V202H170ZM190 203V204H189ZM8 204H10V203H8ZM62 204V203H61ZM158 204H160V202H158ZM167 204V203H166ZM166 204H165V207L166 208H168L167 206H166ZM189 204V205H188ZM215 204V203H214ZM216 204H218V203H216ZM168 205V204H167ZM169 205H171V204H169ZM142 206L141 207H139L140 209L142 208ZM157 206V205H156ZM159 206V205H158ZM162 206V205H161ZM173 206H175V204L173 205ZM184 206V205H183ZM182 206V207H183ZM211 206H210V208H211ZM69 207V208H70ZM73 207V208H74ZM90 207V206H89ZM144 207V208H145ZM172 207V205L169 207V208H171ZM63 208V207H62ZM86 208V207H85ZM151 208V207H150ZM173 208V207H172ZM210 208L209 209H207L206 208V211H208V210H210ZM140 209H137V210H140ZM213 209V208H212ZM81 210H83L82 208H81ZM142 210H143V208H142ZM144 210H146V209H144ZM168 210V209H167ZM193 210V211H194ZM84 211H85V209H84ZM133 211V210H132ZM147 211V210H146ZM151 211H153L152 209H151ZM192 211V210H191ZM202 211H205V209L204 210H202ZM213 211H214V209H213ZM67 212V211H66ZM122 212H124V213H122ZM138 212V211H137ZM150 212V211H149ZM155 212V211H154ZM168 212V211H167ZM166 212V213H167ZM171 212V211H170ZM195 212V211H194ZM244 212V211H243ZM63 213H64V211H63ZM73 213V212H72ZM141 213V212H140ZM172 213V212H171ZM171 213H169L170 214V216H168L169 214H165V215H167V217H166V219H165V222L164 223H168L167 221H174V219L171 217L172 215H171ZM193 213V212H192ZM200 213H201V211H200ZM194 214V213H193ZM210 214V213H209ZM248 214V213H247ZM251 214V213H250ZM80 215H81V213H80ZM79 215V216H80ZM83 215V214H82ZM120 215L118 216V217H120ZM122 215V216H123ZM146 215V214H145ZM150 215V214H149ZM152 215V214H151ZM197 215V214H196ZM77 217H78V215H76ZM124 216H126V215H124ZM221 216V215H220ZM97 217V218H96ZM114 217V219H117V218H115ZM149 217V216H148ZM164 217V218H165ZM61 218H64L65 220H61ZM105 219V222L103 221H101V219ZM162 218V217H161ZM160 218V219H161ZM4 219V218H3ZM9 219V218H8ZM78 219V218H77ZM119 219V218H118ZM145 219V218H144ZM159 219V218H158ZM157 219V220H158ZM223 219V218H222ZM5 220V219H4ZM69 220V221H68ZM94 220V219H93ZM111 220H112V218H111ZM135 220H137V219H135ZM177 220V219H176ZM190 220H192V219H190ZM201 220H203V219H201ZM96 221V220H95ZM108 221H110V220H108ZM116 221H118V220H116ZM139 221H141L140 219H139ZM153 221V220H152ZM234 221H236V220H234ZM72 222V221H71ZM112 222V221H111ZM128 222V221H127ZM157 222V221H156ZM155 221H153L151 224H148V225H146V224H143V223H141V225H140V223H138L137 225H138V228H140L141 230H142V233H141V235H140V232H139V229L137 228V226H136V224L134 223V224H131V225H129L130 226V228L132 229L133 228V231L136 233V231H138L139 232V234H137V235H139V236H141V237H137L138 239H137V241H135V243H136V245L135 246H137L136 248V250H133L130 254H131V257H132V259H130L131 261H133L132 262V264H136V262H135V260L134 259H137L138 257H140L141 255H139V254H141L142 253V255L144 254L143 253V250H147V251H149V253H151L150 255H151V257H152V259H153V261L155 260L156 262H155V264L157 263V261H159V259L160 258H164V259H166V262H167V260L169 261V259H171V257H172V259H171V261H170V264H174V261H172L173 260V256L175 257V253H176V250H177V247L176 246H179L177 243H175V247L174 248H167V247H162L161 245H159L160 243H153V241H152V243H150V242H147V241H145L144 239H142V235H147V236H158L159 235V233H160V230H161V226L162 225H160L161 223H159V222H157L156 223ZM184 222V221H183ZM201 222V221H200ZM200 222H199V224H200ZM9 223H11V222H9ZM218 223H219V220L218 221H216V219L213 221V220H205L204 222H203V225H206V226H213V227H215V229H217V227H218ZM169 224V223H168ZM7 225V224H6ZM124 225V224H123ZM184 225V224H183ZM222 225V224H221ZM221 225H219V226H221ZM122 226V225H121ZM181 226V225H180ZM186 226V225H185ZM190 226V225H189ZM188 225L186 226V227H182V228H184L183 229V231H184V233L186 232L185 230H187V231H190L192 228L191 227H189ZM194 226V225H193ZM197 226V225H196ZM201 226H202V223H201ZM200 226V227H201ZM179 227V226H178ZM198 227V226H197ZM204 227V226H203ZM9 228H10V226H9ZM107 228V229H108ZM180 228V227H179ZM199 228V227H198ZM202 228V227H201ZM206 228V227H205ZM220 228V227H219ZM5 229V228H4ZM109 229H108V231H109ZM194 229V228H193ZM209 229V228H208ZM211 229V228H210ZM214 229V230H215ZM8 230H10V229H8ZM79 230V229H78ZM106 230V229H105ZM180 230V229H179ZM76 231V230H75ZM102 231V230H101ZM172 231V230H171ZM178 231V230H177ZM181 231V230H180ZM182 231V232H183ZM250 231V230H249ZM110 232V231H109ZM110 232V233H111ZM115 232V233H114ZM118 232V231H117ZM181 232V233H182ZM47 233V232H46ZM76 233H78V232H76ZM129 233V232H128ZM181 233L179 234V233H177V232H169V234H170V236L172 237L171 239H181V237L183 236V235H181ZM204 233V232H203ZM113 234H110V235H112L113 236ZM148 234H150V235H148ZM219 234V233H218ZM77 235V234H76ZM85 235V234H84ZM100 235V234H99ZM99 235L97 234V235H95V238H93V236L90 238V239H92V240H90L89 238V240H86L85 241V244H84V246L86 247V246H89L90 247V245H92V246H96L97 245V241L98 240H100L99 238ZM203 235V234H202ZM231 235V234H230ZM11 236V235H10ZM74 236V237H73ZM164 236V235H163ZM63 237V239H58V238H62ZM114 237H116V236H114ZM34 238V237H33ZM55 240H54V239ZM145 238V237H144ZM154 239L155 238H157V237H153ZM168 238V237H167ZM166 238V239H167ZM170 238V237H169ZM168 238V240L170 241L171 239H169ZM35 239V238H34ZM98 239V240H97ZM112 239H113V237H112ZM158 239H159V237H158ZM186 239V238H185ZM239 239V238H238ZM160 240V239H159ZM172 240V241H173ZM47 241V242H48ZM101 241V240H100ZM111 241V240H110ZM109 241V242H110ZM171 241V242H172ZM115 242V241H114ZM157 242H158V240H157ZM160 242V241H159ZM170 242V243H171ZM177 242H178V240H177ZM41 243V242H40ZM82 243H84V242H82ZM60 244V245H59ZM104 244V243H103ZM112 244V243H111ZM102 245V244H101ZM109 245H110V243H109ZM108 245V246H109ZM113 245L114 244H112V247H113ZM116 245V244H115ZM30 246V247H29ZM62 246V247H63ZM91 246V247H92ZM97 246H100V244L99 245H97ZM96 246V247H97ZM134 246V247H135ZM83 247V246H82ZM102 247V246H101ZM106 247V246H105ZM110 247V246H109ZM115 247V246H114ZM133 247V248H134ZM43 248V247H42ZM81 248V247H80ZM108 248V247H107ZM130 248V247H129ZM180 248V247H179ZM179 248H178V252H179ZM208 248V247H207ZM257 248V247H256ZM26 249V250H27ZM62 250H63V248H61ZM103 249H104V247H103ZM120 249V248H119ZM20 250V249H19ZM79 250V249H78ZM112 250V249H111ZM115 250V249H114ZM244 250V249H243ZM101 251V250H100ZM25 252V251H24ZM51 252V251H50ZM60 252H61V250H60ZM63 252V251H62ZM102 252V251H101ZM105 252H106V250H105ZM128 252V251H127ZM145 252V251H144ZM15 253H16V251H15ZM26 253V252H25ZM24 253V254H25ZM59 253V252H58ZM64 253V252H63ZM95 253V252H94ZM147 253V252H146ZM182 253H184V252H182ZM53 254V253H52ZM60 254V253H59ZM62 254V253H61ZM76 254V253H75ZM127 254V253H126ZM180 254V253H179ZM190 254V253H189ZM63 255H66V253H64V254H62V255H60V257H58V259H60L59 261V264H72V261H74V260H72V259H75V257H72V255H69L68 256V259H62L61 257H65V256H63ZM186 255V254H185ZM59 256V255H58ZM67 256V255H66ZM73 256H74V254H73ZM109 256V255H108ZM148 256H149V254H148ZM177 256H179V255H177ZM26 257V256H25ZM28 257V258H29ZM125 258L124 259H126V257L127 256H124ZM184 257V256H183ZM37 258H39V255L37 256ZM44 258H45V256H44ZM107 258V257H106ZM123 258V257H122ZM130 258V257H129ZM128 258V259H129ZM159 258V259H158ZM176 258V257H175ZM174 258V259H175ZM205 258V257H204ZM223 258V257H222ZM47 259V258H46ZM102 259V258H101ZM114 259V258H113ZM123 259V260H124ZM139 259V258H138ZM150 259V258H149ZM120 260V259H119ZM123 260H122V262H123ZM23 261V260H22ZM25 261V260H24ZM35 260H33V262H34ZM39 260H37V262H38ZM47 261H49V259L47 260ZM55 261V260H54ZM102 260H100V262H101ZM103 261H104V256H103ZM121 261V260H120ZM130 261V262H131ZM165 261V260H164ZM163 261V262H164ZM16 262V261H15ZM41 262V261H40ZM106 262V261H105ZM127 262V261H126ZM129 262V261H128ZM184 262V261H183ZM4 263V262H3ZM17 263V262H16ZM15 263V264H16ZM23 263V262H22ZM29 263H31V262H29ZM36 263V262H35ZM47 263V262H46ZM49 263V262H48ZM58 263V262H57ZM102 263H104V262H102ZM121 263V262H120ZM125 263V262H124ZM149 263V262H148ZM151 263H153V262H151ZM181 263V262H180ZM19 264V263H18ZM26 264V263H25ZM28 264V263H27ZM38 264H39V262H38ZM52 264V263H51ZM54 264H56V263H54ZM131 264V263H130ZM138 264V263H137ZM154 264V263H153ZM167 264V263H166ZM176 264V263H175ZM183 264V263H182Z\"/></svg>", "mask_w": 264, "mask_h": 264}]
</instances>
